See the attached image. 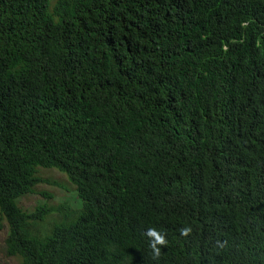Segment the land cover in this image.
<instances>
[{
    "label": "trees",
    "instance_id": "16d2710c",
    "mask_svg": "<svg viewBox=\"0 0 264 264\" xmlns=\"http://www.w3.org/2000/svg\"><path fill=\"white\" fill-rule=\"evenodd\" d=\"M39 168L79 205L21 210ZM3 229L20 264H264V0H0Z\"/></svg>",
    "mask_w": 264,
    "mask_h": 264
},
{
    "label": "rangeland",
    "instance_id": "374dc122",
    "mask_svg": "<svg viewBox=\"0 0 264 264\" xmlns=\"http://www.w3.org/2000/svg\"><path fill=\"white\" fill-rule=\"evenodd\" d=\"M54 0H50L52 4ZM37 176L44 182L36 185L32 193L25 194L16 200V205L23 211H31L35 206L45 203L49 206L67 204L71 208L77 207L79 201L75 197L73 187L69 185L65 177L53 169H37ZM42 193L48 194L49 199L45 200ZM51 217H48L42 224H47ZM4 229L0 230V264H20L18 258L7 257L3 254Z\"/></svg>",
    "mask_w": 264,
    "mask_h": 264
},
{
    "label": "clouds",
    "instance_id": "9594fccd",
    "mask_svg": "<svg viewBox=\"0 0 264 264\" xmlns=\"http://www.w3.org/2000/svg\"><path fill=\"white\" fill-rule=\"evenodd\" d=\"M191 232V228H184L181 230V234L187 236ZM150 236L155 237L156 243L163 245L166 243L164 236L157 233L154 229H150L149 233ZM156 255H159V249H156Z\"/></svg>",
    "mask_w": 264,
    "mask_h": 264
}]
</instances>
